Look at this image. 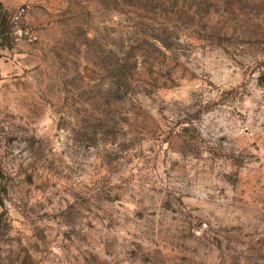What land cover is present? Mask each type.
Returning <instances> with one entry per match:
<instances>
[{
	"label": "rangeland",
	"instance_id": "1",
	"mask_svg": "<svg viewBox=\"0 0 264 264\" xmlns=\"http://www.w3.org/2000/svg\"><path fill=\"white\" fill-rule=\"evenodd\" d=\"M0 4V264H264V0Z\"/></svg>",
	"mask_w": 264,
	"mask_h": 264
},
{
	"label": "trees",
	"instance_id": "2",
	"mask_svg": "<svg viewBox=\"0 0 264 264\" xmlns=\"http://www.w3.org/2000/svg\"><path fill=\"white\" fill-rule=\"evenodd\" d=\"M8 18L7 12L4 11L0 4V48L12 47V27Z\"/></svg>",
	"mask_w": 264,
	"mask_h": 264
},
{
	"label": "built area",
	"instance_id": "3",
	"mask_svg": "<svg viewBox=\"0 0 264 264\" xmlns=\"http://www.w3.org/2000/svg\"><path fill=\"white\" fill-rule=\"evenodd\" d=\"M26 13L25 7L19 8L12 16L11 21L13 24H17L21 17ZM12 34L16 37V39H23L29 42H33L36 40V37L29 31H23L21 29L13 30Z\"/></svg>",
	"mask_w": 264,
	"mask_h": 264
}]
</instances>
